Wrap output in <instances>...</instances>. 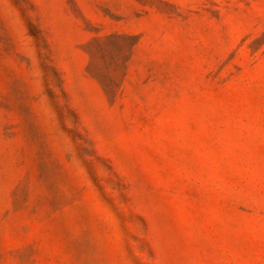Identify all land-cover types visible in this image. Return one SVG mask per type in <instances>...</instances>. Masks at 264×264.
<instances>
[{
    "label": "rangeland",
    "instance_id": "obj_1",
    "mask_svg": "<svg viewBox=\"0 0 264 264\" xmlns=\"http://www.w3.org/2000/svg\"><path fill=\"white\" fill-rule=\"evenodd\" d=\"M0 264H264V0H0Z\"/></svg>",
    "mask_w": 264,
    "mask_h": 264
}]
</instances>
